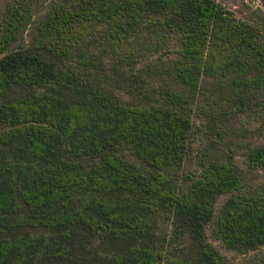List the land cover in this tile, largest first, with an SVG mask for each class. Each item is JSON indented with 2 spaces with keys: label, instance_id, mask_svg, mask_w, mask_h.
Returning <instances> with one entry per match:
<instances>
[{
  "label": "trees",
  "instance_id": "obj_1",
  "mask_svg": "<svg viewBox=\"0 0 264 264\" xmlns=\"http://www.w3.org/2000/svg\"><path fill=\"white\" fill-rule=\"evenodd\" d=\"M36 14L15 0L0 22V264H236L211 224L232 251L263 247L264 186L245 190L234 152L183 167L202 103L263 116L264 28L217 0ZM247 164L264 171V143Z\"/></svg>",
  "mask_w": 264,
  "mask_h": 264
},
{
  "label": "rangeland",
  "instance_id": "obj_2",
  "mask_svg": "<svg viewBox=\"0 0 264 264\" xmlns=\"http://www.w3.org/2000/svg\"><path fill=\"white\" fill-rule=\"evenodd\" d=\"M15 0H0V22L7 6ZM37 14L34 22H39L46 13L51 0H30ZM229 11L233 12L239 19L259 24L264 28V6L262 0H217ZM32 31L26 34L27 41L31 38ZM171 55H158L148 62H142L140 69L145 70L149 65L160 64L171 60ZM225 109V106L223 107ZM218 109H212L202 105L198 108L195 116V129L192 138L191 153L185 161L184 175L196 173L202 161H209L214 156H219L221 151L229 148L235 154L236 161L241 168L245 179V190L256 191L264 186V171L251 169L247 164V151L250 146L264 143V114L263 116H250L247 113L229 116ZM229 110V109H225ZM219 133V134H218ZM221 136V137H220ZM228 200V196H222L216 205L219 214ZM213 224L208 226L207 233L215 248L225 258L236 264L258 263L264 258V246L248 254H240L224 246V244L213 237Z\"/></svg>",
  "mask_w": 264,
  "mask_h": 264
}]
</instances>
